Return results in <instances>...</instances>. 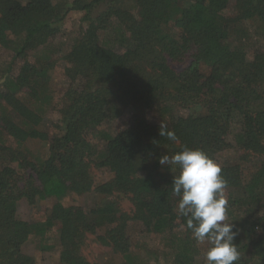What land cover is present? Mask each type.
Segmentation results:
<instances>
[{"label":"trees","instance_id":"obj_1","mask_svg":"<svg viewBox=\"0 0 264 264\" xmlns=\"http://www.w3.org/2000/svg\"><path fill=\"white\" fill-rule=\"evenodd\" d=\"M128 2L0 0V48L10 56L0 80V264H37L25 245L37 237L48 249L56 228L63 264H99L84 252L92 236L133 264L130 222L153 235L184 228L171 241L175 264H196L199 246L172 189L179 167L158 162L185 146L218 163L239 150L235 162L219 163L238 233L236 264H264V43L245 44L252 29L264 42V0ZM73 14L80 26L62 55L68 87L52 106L54 57L32 62L30 54L62 39ZM110 31L114 46L104 39ZM47 103L59 114L54 134L39 128ZM121 119L120 132L103 129ZM161 125L177 139L161 136ZM30 140L46 142L47 153L31 152ZM102 169L113 178L96 186ZM70 192L106 200L89 209L56 204L45 222L19 216L21 202Z\"/></svg>","mask_w":264,"mask_h":264},{"label":"rangeland","instance_id":"obj_2","mask_svg":"<svg viewBox=\"0 0 264 264\" xmlns=\"http://www.w3.org/2000/svg\"><path fill=\"white\" fill-rule=\"evenodd\" d=\"M57 1V0H56ZM130 0H127V2ZM129 3V2H128ZM80 26L79 17L76 14H73L66 22V25L63 29L64 37L60 40L54 42L49 50L46 51L43 48L38 49L37 51L30 54V60L32 62L36 59L42 57L43 55H49L54 57L56 62V70L51 72L52 83H51V95L52 106H55L57 103H62L60 100L63 93L67 90L68 82L63 75L64 61L62 55L66 54L69 49L71 42L74 40L77 30ZM252 40H249L245 43L247 47H259L263 45L264 42L259 40L254 34V29L250 32ZM116 34L114 31H110L105 35L104 39L110 45L114 46V39ZM232 46L237 45L238 41L231 39ZM59 57V58H58ZM10 56L7 52L0 48V80L7 73V68L9 66ZM19 66L14 68V72L17 73ZM49 103L46 104L45 119L41 126V130L48 131L50 134H54L55 129L52 127L53 122H57L59 119V114L52 115L50 112ZM154 120H157V116L153 115ZM159 118V117H158ZM125 122L121 120H115L106 123L103 125V129L115 134L123 130ZM4 138L6 135L3 136ZM9 138L6 137V140ZM9 141V140H8ZM96 142H98L96 140ZM99 143V142H98ZM26 147L33 153L37 155H45L47 153V143L39 140H30L26 144ZM239 150L232 148L219 156V163H233L239 158ZM264 161V158L263 160ZM257 163V162H256ZM113 178V175L105 169L99 170L96 172V186L104 184L110 181ZM99 195L95 193L77 195L73 192H70L67 196L56 199L51 198L46 201H40L35 206H30L26 202H21L19 204V216L21 219L30 221V222H45L48 215L52 212L56 204H62L65 207L70 206H82L87 209L93 207L95 203H98L102 200L105 202L104 198L98 197ZM228 199V196H226ZM123 209L130 211L132 205L127 200H122ZM237 217L244 216L245 209H234L232 210ZM230 212H227V221L228 223L232 222L233 218L230 215ZM106 229L99 230L98 235L104 234ZM184 231V228H176L173 234L167 233L165 235H153L146 232L144 227L138 222H130L128 227V237L131 244V252L133 256V264H175L174 259V245L172 244V238L175 235H181ZM51 238H49L48 246L49 248L44 250L43 245H39L40 239L37 237H32L30 241L25 245V252L33 256L37 264H63L60 261V245L58 242V230L57 228L51 232ZM199 246V255L196 257V264H205L203 253L207 248L205 243H198ZM86 257L92 261L99 264H128V261L121 255L115 253L111 248L103 246L96 242L95 237L88 241L87 246L84 249Z\"/></svg>","mask_w":264,"mask_h":264},{"label":"clouds","instance_id":"obj_3","mask_svg":"<svg viewBox=\"0 0 264 264\" xmlns=\"http://www.w3.org/2000/svg\"><path fill=\"white\" fill-rule=\"evenodd\" d=\"M159 134L175 141L176 135L160 126ZM161 166H178L173 176V193L179 197L177 211L186 218V228L197 243H205V264H236L239 251L234 244L238 234L227 221V180L221 165L200 148L184 147L159 158Z\"/></svg>","mask_w":264,"mask_h":264}]
</instances>
